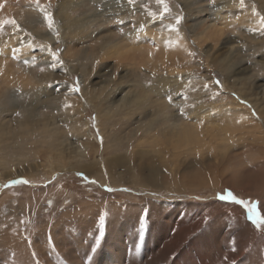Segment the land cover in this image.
<instances>
[{"label":"rangeland","instance_id":"1","mask_svg":"<svg viewBox=\"0 0 264 264\" xmlns=\"http://www.w3.org/2000/svg\"><path fill=\"white\" fill-rule=\"evenodd\" d=\"M220 1L0 0V264H264V29Z\"/></svg>","mask_w":264,"mask_h":264},{"label":"bare ground","instance_id":"2","mask_svg":"<svg viewBox=\"0 0 264 264\" xmlns=\"http://www.w3.org/2000/svg\"><path fill=\"white\" fill-rule=\"evenodd\" d=\"M112 1V0H111ZM245 1V0H244ZM119 3V2H118ZM121 3V2H120ZM123 3V2H122ZM220 5L217 7V8H222V7H224V8H226V13H228L229 15H239V16H244V17H246L247 19H251V22H254V23H260V21H261V17L259 16V14L257 13V12H255L253 9H252V7H250V6H247L246 5V3L245 2H243L242 0H221L220 1ZM128 6V5H127ZM118 7H120L119 6V4H118ZM216 7V6H215ZM105 8V7H104ZM64 9V8H63ZM217 10V9H216ZM264 10V9H263ZM60 12H62V11H60ZM218 12V11H217ZM115 13V12H114ZM119 12H117V14H118ZM222 13H223V11H221V12H218L216 15H217V17L218 16H221L222 15ZM60 14V13H59ZM67 12H66V10H65V12H63V16H67ZM58 15V14H57ZM59 16H61V15H59ZM244 17H243V19H244ZM61 18V17H60ZM66 18V17H65ZM71 18V17H70ZM133 21H135V20H133ZM69 22V21H68ZM150 21L148 20V23H147V25H150ZM153 23V22H152ZM71 26V25H70ZM215 26H217V25H206V26H203L202 27V34L203 35H205L207 38H208V36H209V34H210V31H212V32H214L215 31ZM60 27V26H59ZM60 28H62V27H60ZM66 28H68V29H66ZM54 28L52 27V28H50V30H53ZM64 29L65 30H69L70 28L68 27V26H65L64 27ZM172 29H173V27H172ZM16 30V29H15ZM18 30V29H17ZM210 30V31H209ZM20 32V31H19ZM55 32V31H54ZM142 32H144L145 34L148 32V29H147V31H146V29L145 28H141V27H139L138 28V26H136V27H134L133 28V31H131V32H129L130 33V38H131V40L128 42V44H126L125 46H117V48H114L113 49V47H115L113 44H105V45H103L102 46V50L104 51V52H113V53H116V55H117V57L119 58V57H123L125 54H127V52L129 51V50H132V49H134V48H138V44L139 43H142V39L140 38V33H142ZM49 33V32H48ZM154 33V32H153ZM155 34V33H154ZM157 34V33H156ZM155 34V35H156ZM168 34V33H167ZM41 35V34H40ZM148 35H151L150 34V32L148 33ZM15 36V35H14ZM13 36V37H14ZM57 36V35H56ZM157 36V35H156ZM170 36V35H169ZM183 36V35H182ZM212 36V35H211ZM12 37V36H11ZM10 37V38H11ZM22 37V36H21ZM26 37H28V36H26ZM26 37H23V38H21V40H19V43L20 44H23L24 42H25V40H26ZM44 37V36H43ZM54 37V36H53ZM83 37V36H82ZM7 38V37H6ZM49 38V37H48ZM52 38V37H51ZM50 38V39H51ZM55 38V37H54ZM129 38V39H130ZM167 38V37H166ZM171 38V40H170V43H174V44H171V46H173V45H175L179 40L178 39H175V38H173V37H170ZM173 38V39H172ZM18 39H19V37H18ZM62 39V38H61ZM158 39V38H157ZM18 43V44H19ZM25 44V43H24ZM50 46V47H49ZM27 47V46H26ZM45 52L41 55V56H39V57H42L43 56V58H41L40 60V62H43L44 60L45 61H53V60H56V59H54L56 56H55V54H54V51H55V49L51 46V44H46V46H45ZM172 77V76H171ZM167 78V77H166ZM181 82V81H180ZM186 82H184L183 84H185ZM179 84V83H178ZM103 87V86H102ZM180 87V86H179ZM73 88H74V86H73V84L72 83H70V92L72 93V92H74L73 91ZM110 88V87H109ZM32 89V88H31ZM69 89V88H68ZM107 90V89H106ZM115 90V89H114ZM112 91V90H111ZM69 92V91H68ZM101 92H103V91H101ZM100 92V93H101ZM86 93H88V92H86ZM99 93V94H100ZM63 94V93H62ZM65 94V93H64ZM97 94V93H96ZM83 95V94H82ZM81 95V96H82ZM85 95V94H84ZM89 95V94H88ZM88 95H86V96H88ZM91 95V94H90ZM89 95V96H90ZM72 96V95H71ZM88 96V97H89ZM127 97V96H126ZM125 97V98H126ZM129 97V96H128ZM72 98H74L73 96H72ZM76 98V97H75ZM80 98V97H79ZM97 98V97H96ZM193 98V97H192ZM71 99V98H70ZM83 99H84V97H83ZM87 99V98H86ZM91 99V98H90ZM130 99H132V98H130ZM129 99V100H130ZM238 99V98H237ZM72 100V99H71ZM139 100H140V98H139ZM232 100V99H231ZM236 100V99H235ZM234 100V101H235ZM73 101V100H72ZM79 101V100H78ZM78 101H76V103L78 102ZM121 101V100H120ZM233 101V100H232ZM69 102V101H68ZM75 102V101H74ZM176 102V101H175ZM70 103V102H69ZM127 103V102H126ZM67 104V103H66ZM73 104V103H72ZM78 104H79V102H78ZM176 104V103H175ZM202 104V103H201ZM121 106L123 105V104H120ZM235 105V104H234ZM66 106V105H65ZM72 106V105H71ZM75 106V105H74ZM78 106V105H77ZM113 106H114V104H113ZM203 106V105H202ZM201 106V107H202ZM68 107V106H67ZM115 107V106H114ZM71 108V107H70ZM75 108V107H74ZM116 108V107H115ZM195 108V107H194ZM61 109V108H60ZM67 109V108H66ZM68 109H69V107H68ZM73 109V108H72ZM118 109V108H117ZM195 109H197V108H195ZM71 110V109H70ZM76 110V109H75ZM125 110V109H124ZM198 110H199V108H198ZM74 111V110H73ZM73 111L71 112V114L70 115H72V113H73ZM196 111V110H195ZM83 112V111H82ZM199 113V112H198ZM68 114V113H67ZM77 114H79V113H77ZM82 114V113H81ZM81 114H79V116L81 115ZM152 115H154V113L152 114ZM156 115V114H155ZM192 115H194V113L192 114ZM199 115H201V114H199ZM197 116V115H196ZM83 117V116H82ZM81 118V117H80ZM200 118H202L201 116H200ZM79 119V118H78ZM196 119V118H195ZM82 120V119H81ZM194 120V119H193ZM152 121V120H151ZM196 121H198V120H196ZM78 122V121H77ZM192 122V121H191ZM191 122H189L190 124H191ZM75 123V122H74ZM83 123V122H82ZM149 123V122H148ZM76 124H78V123H76ZM80 124V123H79ZM194 124V123H193ZM196 125V124H195ZM198 125H200V121H199V124ZM198 125H196V126H198ZM149 126V125H148ZM150 126H151V124H150ZM175 126V125H174ZM191 126H192V124H191ZM195 126V127H196ZM70 127V126H69ZM72 127V126H71ZM172 127V126H171ZM4 128V127H3ZM73 128H75V127H73ZM72 128V129H73ZM84 128V127H83ZM255 128V127H254ZM78 129V128H77ZM76 129V130H77ZM148 129V128H147ZM153 128H151L150 130H152ZM197 129V128H196ZM195 129V130H196ZM220 129V128H219ZM161 130V129H160ZM194 130V131H195ZM15 131V130H14ZM74 131H75V129H74ZM196 131H198V130H196ZM72 132H73V130H72ZM152 133V132H151ZM166 133V132H165ZM169 133H172V132H169ZM194 133V132H193ZM174 134V133H173ZM89 135V134H88ZM157 135V134H156ZM200 135V134H199ZM199 135H197V136H199ZM166 136H167V134H166ZM175 136H176V138L175 137H172V136H167V139H171V140H173L174 141V145L175 146H177L178 145V141H180V140H183V141H187L188 140V133L187 132H184V134L182 135V136H179V137H177V135H176V131H175ZM196 136V135H195ZM194 137V136H193ZM221 137H222V135H221ZM4 138V137H3ZM6 138V137H5ZM196 138V137H195ZM225 138V137H224ZM191 139V138H190ZM226 140H227V138H226ZM172 141V142H173ZM192 141V140H191ZM223 141V140H222ZM144 142V141H143ZM195 143H196V141H195ZM185 144V143H184ZM188 145H189V143H188ZM195 146V145H194ZM184 149V148H183ZM185 149H187V148H185ZM176 151V150H175ZM134 154V153H133ZM138 158V157H137ZM264 164V163H263ZM142 168V167H141ZM264 169V168H263ZM109 170V169H108ZM2 172H3V170H1ZM260 171V170H259ZM150 172H152V171H150ZM253 174V173H252ZM150 175V174H149ZM100 178V177H99ZM149 179V178H148ZM154 179V178H153ZM240 185V184H239ZM260 188V187H259ZM148 189H149V187H148ZM147 189V190H148ZM168 189V188H167ZM169 190V189H168ZM175 191V190H174ZM151 192H153V191H151ZM148 195V194H147ZM171 196V195H170ZM37 258V257H36ZM32 263V262H31Z\"/></svg>","mask_w":264,"mask_h":264},{"label":"snow or ice","instance_id":"3","mask_svg":"<svg viewBox=\"0 0 264 264\" xmlns=\"http://www.w3.org/2000/svg\"><path fill=\"white\" fill-rule=\"evenodd\" d=\"M160 2L163 3V0H160ZM37 3H38V0H37ZM128 3H129V4H134V3H135V0H128ZM166 10H167V9H165V11H166ZM44 18H45L46 21H48L49 28H51V26H52L51 14L48 13L47 11H45V12H44ZM181 19H182V17L177 16V18H176V23H177V25L180 23V20H181ZM3 23H4V24H9V23H11V24H15V21H4ZM260 24H261V28L264 29V17H261ZM170 27H171V26H170ZM53 66H54V65H53ZM215 83H216L217 85H219V81H218V80L215 81ZM205 88H207V85H205ZM73 91H79L78 86H75V87L73 88ZM169 100L171 101V97H169ZM79 175H82V174H79ZM20 182L27 183V181H20ZM13 183H16V181H13ZM229 197H231V199L235 200V197L232 196V194H231L230 192L227 194V196H226V195H220V196H219V199H221V200H226V199H228ZM236 203H238V204H244L245 202H244V201H236ZM248 213H249V217H250L251 219H253L255 222H257L258 224H259V223H264V218L258 217V216L256 215V210H255L254 208H248ZM93 251H95V249H93Z\"/></svg>","mask_w":264,"mask_h":264}]
</instances>
